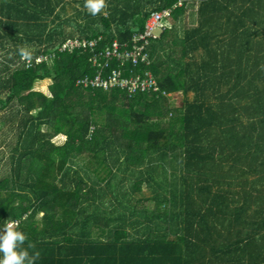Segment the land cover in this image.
Segmentation results:
<instances>
[{
	"label": "trees",
	"instance_id": "obj_1",
	"mask_svg": "<svg viewBox=\"0 0 264 264\" xmlns=\"http://www.w3.org/2000/svg\"><path fill=\"white\" fill-rule=\"evenodd\" d=\"M180 1L109 0L49 26L61 0H0V225L18 222L35 264H264V0ZM168 9L134 69L159 92L78 85L89 51L63 43L131 44Z\"/></svg>",
	"mask_w": 264,
	"mask_h": 264
},
{
	"label": "built area",
	"instance_id": "obj_2",
	"mask_svg": "<svg viewBox=\"0 0 264 264\" xmlns=\"http://www.w3.org/2000/svg\"><path fill=\"white\" fill-rule=\"evenodd\" d=\"M182 3L181 0L178 6L180 7ZM171 13V9L152 12L145 22L143 31L133 36L131 44H120L114 41L111 45L100 50L98 45L101 38L95 40L74 39L63 43L59 51L68 53H73L76 50L89 51L88 60L96 72L94 78L86 77L78 81V85L82 87L103 90L115 88L126 91L129 95L137 92L157 93L160 89L153 74L150 71H144L143 75H134V69L149 66L148 54L145 51L152 41L158 39L168 27ZM36 62H41V58H38ZM114 63L117 65V69L111 68ZM108 70H111L110 74H108ZM126 70H129L130 73L128 77L123 75Z\"/></svg>",
	"mask_w": 264,
	"mask_h": 264
},
{
	"label": "clouds",
	"instance_id": "obj_3",
	"mask_svg": "<svg viewBox=\"0 0 264 264\" xmlns=\"http://www.w3.org/2000/svg\"><path fill=\"white\" fill-rule=\"evenodd\" d=\"M84 7L92 16L102 13L105 0H85ZM22 57L30 58L27 48L20 50ZM17 221H7L0 225V264H35L39 254L30 255L22 246L26 240L25 234L18 230Z\"/></svg>",
	"mask_w": 264,
	"mask_h": 264
},
{
	"label": "rangeland",
	"instance_id": "obj_4",
	"mask_svg": "<svg viewBox=\"0 0 264 264\" xmlns=\"http://www.w3.org/2000/svg\"><path fill=\"white\" fill-rule=\"evenodd\" d=\"M82 0H61L60 4V8H58V11L56 13H59L61 18L59 20H53V18H49V20L47 21V24L49 23V26H53L52 22L57 23L60 20H69V19H73L77 16L78 12L80 11H87L88 10L84 7V4H80ZM109 0H105V3H107ZM195 8V7H194ZM63 9V10H61ZM106 9L107 7H105V9L102 10V14L106 15ZM89 13V12H88ZM194 20H195V10H191L190 12H188L184 18V24L186 27H191L192 25H194ZM83 21V20H81ZM50 84V81H44V82H37L34 85V90L35 91H39L41 93H44L46 95L49 94L48 92V86ZM169 101L172 103L173 107H179L180 103L183 100V96L181 94H170L167 96ZM192 95H189V98H191ZM42 132H46V128L42 127L41 128ZM53 142H56L57 144H61L63 141L62 137H56L54 139H52ZM142 194L144 195V197H150L152 194L151 192L148 191V189L146 187L142 188ZM42 215H38L37 219L38 221L40 220Z\"/></svg>",
	"mask_w": 264,
	"mask_h": 264
},
{
	"label": "crops",
	"instance_id": "obj_5",
	"mask_svg": "<svg viewBox=\"0 0 264 264\" xmlns=\"http://www.w3.org/2000/svg\"><path fill=\"white\" fill-rule=\"evenodd\" d=\"M191 10H196V8H194L193 6H191V4H189L188 5V8H187V11H186V13H185V16H186V14L188 13V12H190ZM185 16H184V18H185ZM182 22H184V20H181ZM168 25H171V22L169 21L168 22Z\"/></svg>",
	"mask_w": 264,
	"mask_h": 264
}]
</instances>
